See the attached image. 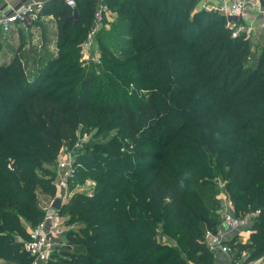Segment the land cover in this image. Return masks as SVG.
Returning a JSON list of instances; mask_svg holds the SVG:
<instances>
[{"label":"trees","instance_id":"trees-1","mask_svg":"<svg viewBox=\"0 0 264 264\" xmlns=\"http://www.w3.org/2000/svg\"><path fill=\"white\" fill-rule=\"evenodd\" d=\"M75 1L44 4L34 63L24 53L0 59V264H31L24 244L45 214L37 193L56 187L44 166L77 123L119 133L78 159L72 179L93 174L95 188L62 203L82 249L47 264H215L205 228L221 223L216 178L237 215L258 211L248 242L228 243L249 249L246 262L262 258L264 44L254 54L251 38L232 36L198 0ZM100 4L119 24L99 30L96 73L78 60ZM5 37L0 27V56ZM129 83L145 92L130 94Z\"/></svg>","mask_w":264,"mask_h":264},{"label":"built area","instance_id":"built-area-1","mask_svg":"<svg viewBox=\"0 0 264 264\" xmlns=\"http://www.w3.org/2000/svg\"><path fill=\"white\" fill-rule=\"evenodd\" d=\"M70 7H75V0H66ZM44 7V2L40 0H20L17 7L0 16V27L4 32H10L14 25L20 24L23 27L29 28L36 21L40 12ZM99 9L100 17L103 15V10ZM213 11L225 17L226 26L232 31V36H239L244 32L250 31V27L246 24L248 13L264 15V0H217V3L211 7ZM210 10V9H209ZM96 30V29H95ZM93 30L82 43V52L89 54L92 48ZM76 164L72 156H67L58 164L57 185L58 193L55 198L60 197L61 202L65 197L67 184L74 176ZM220 182V186H222ZM223 208L221 225L225 228L236 230L248 225L246 216L237 215L233 212V208L228 201V195L222 191ZM221 193V194H222ZM54 198V200H55ZM53 200V202H54ZM50 209L45 212L43 219L35 226L29 228L30 238L25 242L24 249L32 257L31 264H47L53 257L55 252L60 249H68L76 251L74 243L69 240L67 232L72 229L67 228L62 223L58 216ZM258 214L257 210L251 211V214ZM205 243L210 251L214 254L223 252L233 254L235 248L226 241L222 231L205 228Z\"/></svg>","mask_w":264,"mask_h":264},{"label":"rangeland","instance_id":"rangeland-1","mask_svg":"<svg viewBox=\"0 0 264 264\" xmlns=\"http://www.w3.org/2000/svg\"><path fill=\"white\" fill-rule=\"evenodd\" d=\"M217 3L216 0H198L197 5H196V9H210V10H214V8L212 9L211 7H213V5H215ZM104 11L103 15L100 17L99 15V9H101ZM106 14V15H105ZM117 13L113 12L111 9L108 8L107 5L104 4H100L98 9H97V14H96V24L95 27L93 28L94 33L93 35V40L94 43L92 44V48L90 50L89 54H85L82 52V46L80 47V51H79V62L84 66H91V68L96 70V73H100V67L102 66V53L100 50V46L99 43L97 41V36L98 33L100 32L99 30L102 31H107V32H112V24H119L115 19H116ZM257 18V19H256ZM73 19H75V17H73ZM116 21V22H115ZM246 24H248V26L250 27V31H246L244 32L242 35H245L248 38H251V40L253 41V53L255 54L261 51V46L264 44V15L263 14H255V13H248L247 16V20L245 21ZM40 29V28H39ZM39 29H37V33H38V37L35 36L34 34H32L31 39H30V43H27V45H25V43H19V41H17V43L13 44L11 42L7 41H3V47L4 48V54H1L0 59L3 60H8L9 56H14L15 54H22L24 53L25 56L27 57V59L24 61L25 63L27 62H32L34 63L37 54L41 53L43 50V43H44V38L41 35V31L39 34ZM121 32V31H120ZM104 34V33H102ZM48 35V34H47ZM118 38H125L126 35L121 34V37H119V35H116ZM111 44L116 45V41L114 39H110ZM83 43V42H82ZM118 44V43H117ZM259 45L258 47H256V45ZM82 45V44H81ZM123 50H127V49H123ZM124 52V51H122ZM125 60V58H124ZM29 64V63H28ZM31 64V63H30ZM131 80V79H130ZM125 90H127L130 94L131 93H138V94H143V92H145V89L143 87H140L139 85L135 84V83H129L128 85H126ZM91 125V126H90ZM84 124V123H77L74 126V132L71 133L70 137L64 140V144L62 145V147L60 148L58 155L56 157V159L53 161L52 164H45L44 168L46 170H51L54 174V179L57 180V170H58V164L59 162H61L63 159H65L67 156H72L73 160L75 162V164H80L79 162V158L81 157L82 154L86 153V152H90L94 147H96L97 145H99L100 143L103 142H108V141H113L114 140V135L116 134L115 132L119 133L118 129H113L110 132H98V129L96 128L95 124ZM117 130V131H116ZM98 132V133H97ZM79 167L77 169H75L74 172V176L72 178H75L78 173H79ZM44 176L46 177H50V175H48L47 173H43ZM216 181L219 183L221 182L220 178H216ZM222 189L221 191H217L218 192V200H217V206H219V210H222L223 208V198H222V190H224V183H222ZM96 185V179L95 176L93 174L87 175V177L83 180L81 179H77V180H70L67 184V189H66V194L64 199L62 200V203H65L72 195L74 192H77L79 190H86V191H92L95 188ZM58 186L56 185L55 187V193L53 195L48 194V192H38V200H39V204L42 208V210L44 212H47L48 210H50L51 208L54 209V213L58 216L59 220L65 224V226L68 228H71L73 230H79V225L76 222H67L69 220V214L68 212H62L61 208H56L53 206V200L56 196V194L58 193ZM222 193V194H221ZM228 195V201L229 204H231L232 208L234 206L233 203V199L232 197ZM233 212L236 214L234 208H233ZM256 213V212H255ZM223 214V213H222ZM241 216H246L248 218V227L250 226V223L256 218V214H251V213H247L246 215H242ZM222 218V216H221ZM221 220V219H220ZM30 225H28L29 228ZM245 227L239 228L241 231L244 230ZM247 229V228H246ZM74 240L70 239L74 245H75V250H81L82 249V244L78 241L75 240L76 237L73 238ZM164 239V238H163ZM162 240V239H161ZM245 242H248V239L246 238L244 240ZM170 244H174V242H169ZM238 252H240V248L235 246V250L234 253L232 254V256H237ZM248 252L249 249L245 248L243 250H241L240 256L238 254V257H247L248 256ZM256 261V262H255ZM249 264H264V256L260 259L257 260H250V262H248Z\"/></svg>","mask_w":264,"mask_h":264},{"label":"crops","instance_id":"crops-1","mask_svg":"<svg viewBox=\"0 0 264 264\" xmlns=\"http://www.w3.org/2000/svg\"><path fill=\"white\" fill-rule=\"evenodd\" d=\"M40 1H43L45 4L49 0H40ZM19 3H20V0H0V16L6 14L7 12L11 11L13 8L17 7ZM75 12L77 11L74 9V12H73L74 14L71 16L72 18L73 17L76 18L77 13ZM44 20L46 22H50L52 26H55V23H53L54 21L53 15H47V17H44ZM39 28L40 27L36 25H32L31 27L26 28V27L21 26L20 24H16L13 26L10 32L6 33L4 42L8 40L9 42L16 44L17 41H19V43H21L22 41V43H25V45H27V43L31 42L30 39H31L32 34H34L35 36L38 35L37 29ZM38 31L40 34L41 28ZM1 54H4V48L2 49ZM10 57L12 56H9L8 58ZM218 230L223 232L226 238V241H230L231 239L235 237H237L240 241H243L246 238L248 239L251 233L248 225L245 226L243 231H241L240 229L231 230V229L225 228V226L221 225L220 223V225L218 226ZM214 255H215V264H249L248 262H250V261L246 262L245 257L243 258L238 257V254L237 256H232V254L218 252V253H215Z\"/></svg>","mask_w":264,"mask_h":264},{"label":"water","instance_id":"water-1","mask_svg":"<svg viewBox=\"0 0 264 264\" xmlns=\"http://www.w3.org/2000/svg\"><path fill=\"white\" fill-rule=\"evenodd\" d=\"M75 13H77V12H75ZM53 206L56 207V208H61L62 207L61 198L60 197L55 198V200L53 202Z\"/></svg>","mask_w":264,"mask_h":264}]
</instances>
